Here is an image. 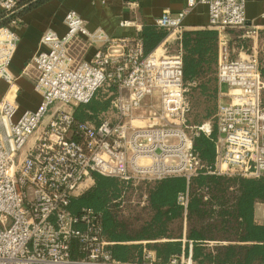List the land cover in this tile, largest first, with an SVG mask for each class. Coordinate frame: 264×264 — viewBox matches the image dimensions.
I'll list each match as a JSON object with an SVG mask.
<instances>
[{"label": "built area", "instance_id": "1", "mask_svg": "<svg viewBox=\"0 0 264 264\" xmlns=\"http://www.w3.org/2000/svg\"><path fill=\"white\" fill-rule=\"evenodd\" d=\"M22 1L27 0H0V83L10 86L0 99V264H196L193 242L186 239L189 188L178 197L185 215L184 249L167 262L146 248L135 260L116 259V243L105 236L99 215L89 208L74 214L70 205L99 175L124 183L122 198L129 186H142L141 204L147 206L148 185L169 177L189 182L199 174L203 166L194 139L210 136L214 125L218 139L212 174L264 180L259 57L244 52L233 58L229 44V31L246 26V0H203L209 27L219 33L217 78L220 88H228L220 92L228 102L218 104L214 122L198 126L188 124L183 77L181 29L187 11L166 12L156 20L157 28L169 35L149 55L141 35L116 39L102 30L92 32L69 12L67 33L46 31L43 49L32 59L41 103L19 115L10 67L20 42L15 27ZM175 32L176 40L168 42ZM79 40L96 48L91 60L76 61L71 49ZM101 90L110 106L97 122L77 121L75 108L90 104ZM148 99H156L157 107L148 105ZM254 223L264 226V203L255 205Z\"/></svg>", "mask_w": 264, "mask_h": 264}, {"label": "trees", "instance_id": "2", "mask_svg": "<svg viewBox=\"0 0 264 264\" xmlns=\"http://www.w3.org/2000/svg\"><path fill=\"white\" fill-rule=\"evenodd\" d=\"M166 36L167 32L163 30H153L143 35L146 54H151ZM218 42L219 33L214 29L183 33V77L187 94L190 93L191 98L194 95L196 100L201 96L200 100L207 99L215 105L214 109L206 110L204 120H196L197 123L192 124L189 116L191 100L188 99V124L191 126L215 120L218 108L215 102L219 95ZM260 69L264 79L261 63ZM109 103L95 98L88 105H80L74 110L75 119L97 122L98 114L108 108ZM217 139L216 125L210 136L202 134L194 139V149L203 168L189 182L184 177H169L146 187L149 219L135 235L131 234L128 219L122 221L125 199L122 196L126 186L118 179L95 175V185L82 196L74 198L70 210L79 214L82 209L89 208L99 215L105 236L116 243L113 247L116 259L135 260L142 257L146 248L154 251L161 262H167L172 255L180 254L184 249L185 215L178 197L189 188L186 239L193 242L195 263L264 264V226L254 223L255 205L264 203V180L212 174L216 163ZM127 190L131 192L130 195L134 190L143 193L142 186L137 189L129 186ZM175 222L181 226L182 234L179 236H175L170 229ZM160 240L165 241L153 243ZM211 242L215 244L210 246Z\"/></svg>", "mask_w": 264, "mask_h": 264}, {"label": "crops", "instance_id": "3", "mask_svg": "<svg viewBox=\"0 0 264 264\" xmlns=\"http://www.w3.org/2000/svg\"><path fill=\"white\" fill-rule=\"evenodd\" d=\"M182 11H187L182 22V38L184 32L211 29L209 9L203 0H195V5L191 7L188 0H39L37 3L22 1L16 15L19 22L15 27L20 42L10 67L15 77L14 91H17L19 115L25 111L37 110L41 103V96L34 90L38 71L32 59L43 49L41 39L46 31L52 30L59 36L67 33L65 17L69 12L78 14L92 32L102 30L111 38L134 39L139 35L143 38V35L153 30L162 31L157 28L156 20L163 13L175 15ZM246 19V28L256 33H264V0H246ZM124 21L130 22V26H121ZM3 24H7V21ZM177 34H171L168 42H174ZM168 35L167 32L166 38ZM230 35L232 38L239 37V33L235 31H231ZM95 51V47H88L80 40L71 49L76 61L91 60ZM9 90L8 84L0 83V99ZM220 92L223 91L219 87V95Z\"/></svg>", "mask_w": 264, "mask_h": 264}, {"label": "rangeland", "instance_id": "4", "mask_svg": "<svg viewBox=\"0 0 264 264\" xmlns=\"http://www.w3.org/2000/svg\"><path fill=\"white\" fill-rule=\"evenodd\" d=\"M231 31H235L239 33V37L232 38L230 35ZM229 31V39H230V50H231V56L233 58H237L239 54L246 52L247 54H250L252 52L257 53L259 57V61L261 63L262 69L264 68V33L259 32H253L252 30H249L248 28H240V29H234ZM241 35V36H240ZM161 53V51H159ZM218 87H220L218 78H217ZM221 90L223 92H226L228 90L226 85L221 86ZM188 93V99L191 100V113H190V120L192 124H196V120H204L203 117L205 115V112L207 109H214L215 105L211 101H207V99H199L200 97H196L194 95H191L193 98L190 97ZM195 97V98H194ZM98 101L105 100L109 101L106 98V93L104 90H101L97 97ZM263 102H264V93H263ZM148 105H154L157 107L158 101L156 99H148L147 101ZM200 102V103H198ZM220 102H228L227 98L222 97L221 95H218L217 104ZM110 106V103H109ZM108 106V107H109ZM107 109V108H106ZM148 114V111H146L145 115ZM138 124H144V123H138ZM131 193V192H130ZM128 193L123 200V206L122 211L124 212V217L122 221H125V219H128V223L131 227L130 231L132 235H135L142 229V227L145 225V221L149 219L148 210L146 209L145 204H141V197L142 193L138 190H134L130 195ZM145 206V207H144ZM143 210V211H142ZM140 214V215H139ZM139 217V218H137ZM184 227V226H183ZM170 229L172 230V233L175 236H179V234H182L181 226L178 222H175L171 225ZM184 229V228H183ZM184 235V230H183ZM151 244H153L151 242Z\"/></svg>", "mask_w": 264, "mask_h": 264}]
</instances>
